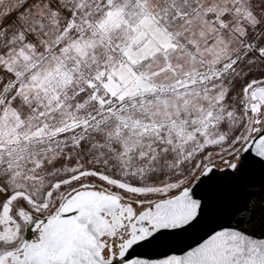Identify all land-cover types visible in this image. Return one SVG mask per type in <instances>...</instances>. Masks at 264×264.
Masks as SVG:
<instances>
[{
	"label": "snow or ice",
	"instance_id": "1",
	"mask_svg": "<svg viewBox=\"0 0 264 264\" xmlns=\"http://www.w3.org/2000/svg\"><path fill=\"white\" fill-rule=\"evenodd\" d=\"M0 264H264V0H0Z\"/></svg>",
	"mask_w": 264,
	"mask_h": 264
}]
</instances>
